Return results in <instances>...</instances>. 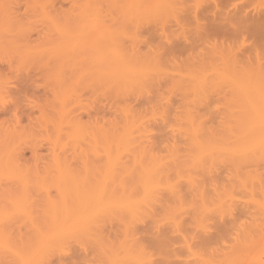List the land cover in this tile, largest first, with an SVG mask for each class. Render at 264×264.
Wrapping results in <instances>:
<instances>
[{"label": "rangeland", "instance_id": "374dc122", "mask_svg": "<svg viewBox=\"0 0 264 264\" xmlns=\"http://www.w3.org/2000/svg\"><path fill=\"white\" fill-rule=\"evenodd\" d=\"M263 128L264 0H0V264H264Z\"/></svg>", "mask_w": 264, "mask_h": 264}, {"label": "bare ground", "instance_id": "6f19581e", "mask_svg": "<svg viewBox=\"0 0 264 264\" xmlns=\"http://www.w3.org/2000/svg\"><path fill=\"white\" fill-rule=\"evenodd\" d=\"M118 59H119V58H118ZM124 62H125V61H124ZM112 63H113V62H112ZM114 63H115V61H114ZM114 63H113V64H114ZM118 63H119V62H118ZM121 63H122V62H121ZM119 64H120V63H119ZM115 65H116V64H115ZM117 65H118V64H117ZM130 66H131V64H130ZM118 67H119V66H118ZM120 67H122V66H120ZM120 69L122 70V68H120ZM124 69H125V68H124ZM124 69H123V70H124ZM123 70H122V71H123ZM129 70H130V69H129ZM126 72H127V71H126ZM248 94H250V92H248ZM250 97H251V96H250ZM250 104H251V103H250ZM252 107H253V104H252ZM252 109H253V108H252ZM258 110H259V109H258ZM257 112H258V111H257ZM250 120H252V119H250ZM247 121H248V120H247ZM247 123H248V122H247ZM242 124H243V123H242ZM248 125H249V126H248ZM248 125H247V124H246V125H243V127L245 126V127H244L245 130L242 129V131H243L242 133H244V134H243L244 136H242V137L244 138V139H243V141H244L243 143H245V144H244L243 147L240 149L241 151L246 150L247 148L253 146V141H256V140H255V137H259V138H260V136H256V134L253 133V131H255V130H253V120H252ZM246 126H248V127H246ZM261 126H262V125H261ZM259 129H261V131H262V128H261V127H259ZM263 129H264V128H263ZM257 131H258V129H257ZM261 131H260V132H261ZM255 132H256V131H255ZM260 132H259V134H260ZM253 134H255V136H253ZM261 136H262V135H261ZM263 137H264V136H263ZM259 138H258L257 140H259ZM261 139H262V138H261ZM261 139H260V140H261ZM260 140H259V141H260ZM256 142H257V141H256ZM263 142H264V141H263ZM233 153H234V152H233ZM236 153H237V154H238V153L242 154V153L239 152V151H238V152L236 151ZM149 186H150V185H149ZM156 187H157V186H156ZM82 197H84V196H82ZM85 199H86V198H85ZM85 199H83V200H85ZM81 201H82V200H81ZM85 201H86V200H85ZM89 201H90V200H87L88 203H89ZM126 201H127V200H126ZM82 202H83V204H85L84 201H82ZM87 202H86V203H87ZM90 202L92 203V202H94V201L92 200V201H90ZM111 202H112V201H111ZM111 202H110V203H111ZM123 202H124V201H123ZM97 203H98V200H97ZM102 203H103V202H102ZM110 203L107 204V205H110ZM113 203H114V204H117L118 202H116V203H115V202H112V203H111V206L113 205ZM92 204H94V203H92ZM128 204H129V203H128ZM128 204H126L127 207H131V206H133V207L130 208V210H131V209H134V210L137 209V208H136V209L134 208V207H136L135 204H134V205H130V204L128 205ZM89 205H90V203H89ZM98 205H100V203H99ZM98 205H97V206H98ZM103 205H105V204H102V206H103ZM120 205H123L122 207L125 206V204H120V203H119V205L117 204V206H120ZM136 205H137V204H136ZM74 206H75V204H74ZM80 206H82V204H81ZM80 206H79V208H80ZM84 206H85V205H84ZM92 206H93V205H92ZM94 206H95V205H94ZM111 206H110V207H111ZM114 206H115V205H114ZM126 206H125V208H126ZM90 207H91V206H90ZM98 207H99V206H98ZM106 207H107V206H106ZM86 208H87V210H86L85 212L88 211V212H91V213H92V211H89L88 207H86ZM125 208H123L122 210L125 211V210L127 209V208H126V209H125ZM139 208H140V206H139ZM77 209H78V208H77ZM81 209H82V208H81ZM97 209H98V208H96V211H93V212L96 213V212H98L99 209H101V208H99L98 211H97ZM73 210H74V209H73ZM90 210H91V208H90ZM111 210H112V209H111ZM127 210L130 211L129 208H128ZM134 210H131L130 213L132 212V215H134V214H137V215H138V212H139V211L136 213V212H134ZM81 212H82V211H81ZM88 212H87V213H88ZM133 212H134V214H133ZM87 213H86V214H87ZM80 215H81V214H80ZM82 215H83V214H82ZM89 215H90V214H89ZM91 215H94V216H95L94 213L91 214ZM86 216H87V218H86ZM86 216H85V217H84V216H81V217H83V220H85V218H86V220H88V217H89L88 214H87ZM90 217H91V216H90ZM90 217H89V218H90ZM95 217H96V216H95ZM76 218H78V217H76ZM78 219H80V218H78ZM78 219H77V220H78ZM90 219H91V218H90ZM73 220H74V219H73ZM75 220H76V219H75ZM75 220H74V221H75ZM77 220L75 221V224H76V225H77V223H76ZM78 221H79V220H78ZM80 221H81V220H80ZM1 222H2V221H1ZM78 224H79V223H78ZM84 224H85V223H84ZM78 226H81V225H77V227H78ZM81 227L83 228V225H82ZM79 228H80V227H79ZM80 229H81V228H80ZM83 229H84V228H83ZM88 230H89V229H88ZM63 231H64V230H63ZM64 233H65V232H64ZM65 237H66V235H65ZM63 240H64V239H63ZM63 240H62V242H63ZM129 244H131V243H129ZM129 248H133L132 244H131V247H129ZM130 251L133 252V253H135V252H137L138 250H137V251L135 250V252H134V250L131 249ZM133 253H132V254H133ZM141 253H142V252H141ZM133 255H134V254H133ZM141 255H142V254H141ZM37 256H38V255H37ZM35 257H36V255H35ZM35 257H34V256L30 257V260H32V259L35 258ZM135 258H136V257H135ZM33 260H34V259H33ZM41 260H42V259H41ZM137 260H138L139 262L141 261V260H139V258H138ZM22 261H23L22 263H25V262H26V261H24V259H23ZM31 262H33V261H31ZM34 262H35V261H34ZM36 262H37V261H36ZM39 262H40V261H39ZM26 264H28V261H27ZM37 264H38V263H37Z\"/></svg>", "mask_w": 264, "mask_h": 264}]
</instances>
